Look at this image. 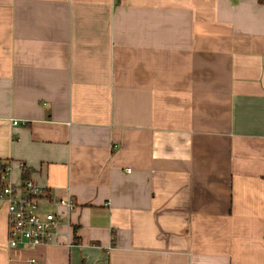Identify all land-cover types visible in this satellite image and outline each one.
I'll list each match as a JSON object with an SVG mask.
<instances>
[{
	"label": "crops",
	"instance_id": "obj_1",
	"mask_svg": "<svg viewBox=\"0 0 264 264\" xmlns=\"http://www.w3.org/2000/svg\"><path fill=\"white\" fill-rule=\"evenodd\" d=\"M8 164L75 204L0 264H264V0H0Z\"/></svg>",
	"mask_w": 264,
	"mask_h": 264
},
{
	"label": "built area",
	"instance_id": "obj_2",
	"mask_svg": "<svg viewBox=\"0 0 264 264\" xmlns=\"http://www.w3.org/2000/svg\"><path fill=\"white\" fill-rule=\"evenodd\" d=\"M18 121H14L17 124ZM19 167L24 172L25 165ZM12 166H4L0 182V201L4 202L8 215V243L11 247L24 246L36 248L54 241L62 222L58 209L47 210V204L65 207L69 212L74 201L52 199L48 196L47 187L32 178L11 179ZM8 179L7 182L5 180ZM31 264H39L31 259Z\"/></svg>",
	"mask_w": 264,
	"mask_h": 264
}]
</instances>
